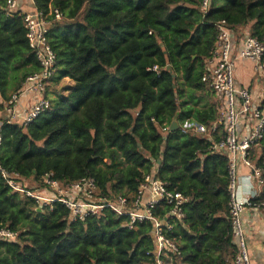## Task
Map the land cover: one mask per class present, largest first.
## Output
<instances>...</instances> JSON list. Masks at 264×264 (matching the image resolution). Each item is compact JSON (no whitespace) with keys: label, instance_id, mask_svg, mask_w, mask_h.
<instances>
[{"label":"trees","instance_id":"1","mask_svg":"<svg viewBox=\"0 0 264 264\" xmlns=\"http://www.w3.org/2000/svg\"><path fill=\"white\" fill-rule=\"evenodd\" d=\"M33 2L48 21L47 42L56 57L48 85L64 78L71 83L46 91L50 106L32 122L1 121L0 167L25 186L36 182L32 188L43 186L46 173L63 183L90 178L97 195L128 201L147 175L155 177L186 197L180 219L168 214L165 200L152 209L171 225L164 234L178 249L167 251L164 261L233 264L238 246L228 158L212 149L219 134L209 132L217 108L191 102L205 90L202 75L220 22L229 28L250 23L249 33L264 44V0H210L206 10L200 0ZM38 70L22 12L8 13L0 0V109ZM190 118L212 138L181 126L161 130ZM248 158L262 178L250 201L262 208L264 133ZM69 215L60 202L39 204L12 189L0 174V226L17 233L13 241L0 240V264H152L151 220L128 228L127 216L107 210L81 220Z\"/></svg>","mask_w":264,"mask_h":264},{"label":"built area","instance_id":"2","mask_svg":"<svg viewBox=\"0 0 264 264\" xmlns=\"http://www.w3.org/2000/svg\"><path fill=\"white\" fill-rule=\"evenodd\" d=\"M209 3L210 0H200L201 9L206 10ZM5 10L8 13L17 10V0H5ZM53 14L55 18H61V13L57 9H53ZM22 20L28 45L39 62V70L28 75L20 89L12 93L3 105L8 115V122L27 124L50 106L46 91L49 79L55 70L56 57L47 42L48 21L42 14L36 9L22 12ZM232 39L231 29L220 22L202 80L220 100L217 117L209 128V132L217 131V126H221L219 138L211 141V147L215 151L225 153L228 158L229 215L238 246L233 264H250L241 216L246 208H255L262 213L264 211V207L260 208L259 205L250 201L257 195L262 178L260 170L254 167L248 158L251 146L257 144L264 133V100L263 94L255 98L248 87L237 86L234 83ZM263 51L264 44L248 33L244 36L237 53L240 57L249 59L258 73H264ZM28 93L33 94V100L19 111L17 109L19 98ZM196 127L192 126L193 129L198 130ZM180 128L183 132L190 131V127L184 122ZM199 128L202 132L207 130L206 127ZM167 129L168 126L161 127L164 132ZM239 163L249 168L245 176L246 189L244 191L239 185L237 173ZM0 174L12 189L33 198L39 204L60 202L69 210V216L73 220H81L87 214H97L104 210L116 216H127L128 228L151 220L153 222L151 234L155 240L152 264H169L162 257L167 256V251L178 252L175 243L164 234V231L170 229L171 225L164 224L158 219L152 213V209L158 201L165 200L171 204L168 214L175 219H180L182 217L180 206L186 197L179 192L168 190L165 184L155 177L147 175L137 192L128 201L124 196L106 198L97 195L96 185L90 178L63 183L51 178V173H46L42 178L43 186L29 188L16 180L18 177L16 173L7 172L0 167ZM145 190L149 191L150 197L143 200ZM16 236V231L7 226H0V240L13 241Z\"/></svg>","mask_w":264,"mask_h":264},{"label":"crops","instance_id":"3","mask_svg":"<svg viewBox=\"0 0 264 264\" xmlns=\"http://www.w3.org/2000/svg\"><path fill=\"white\" fill-rule=\"evenodd\" d=\"M17 10L21 12L34 11V3L32 0H17ZM250 23L246 25H241L236 28H230L233 32V55H234V66H233V78L234 83L237 86L248 87L253 94V96L259 97L262 96L264 91V73H258L254 69L253 63L246 58L240 57L238 55V50L242 45L243 38L246 34L249 33ZM66 81L71 83L68 78H64ZM204 91H197L193 96V101L195 107L197 108H207L209 106H214L215 108L219 107L220 100L213 93L208 86H204ZM33 100V94H23L19 98L17 109L23 110L25 106H28ZM217 117V111H216ZM8 115L5 112L4 105L0 109V124L2 120H7ZM187 123L190 127L189 132L194 134H206L209 138H212L208 134V128L200 121L190 118L182 122L178 121V126H181L182 123ZM192 126H197L198 130L192 128ZM199 127H206V131H201ZM216 133L220 134L221 126H217ZM155 172V167L154 171ZM249 172V168L244 164L239 163L237 166V173L239 175V185L240 189L244 191L246 189V180L245 176ZM150 197L149 191L145 190L143 194V200H146ZM242 228L244 233V238L246 241V246L249 254L250 264H264V214L255 208H246L242 213Z\"/></svg>","mask_w":264,"mask_h":264},{"label":"rangeland","instance_id":"4","mask_svg":"<svg viewBox=\"0 0 264 264\" xmlns=\"http://www.w3.org/2000/svg\"><path fill=\"white\" fill-rule=\"evenodd\" d=\"M66 84H68V82L66 81V79H62L61 81H59V83L57 84V86L55 87L54 85H53V82L52 83H50V85H48V92H50V91H52L54 88H56V89H59L60 87H63L64 85H66ZM70 84V83H69ZM264 92V91H263ZM50 94V93H49ZM28 183V184H27ZM27 187H29V188H32L31 186H36L37 185V183L36 182H33V181H30V180H27Z\"/></svg>","mask_w":264,"mask_h":264},{"label":"water","instance_id":"5","mask_svg":"<svg viewBox=\"0 0 264 264\" xmlns=\"http://www.w3.org/2000/svg\"><path fill=\"white\" fill-rule=\"evenodd\" d=\"M168 128H169V130H174V129L178 128V122L176 120H172V122L170 123Z\"/></svg>","mask_w":264,"mask_h":264}]
</instances>
